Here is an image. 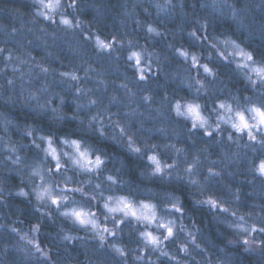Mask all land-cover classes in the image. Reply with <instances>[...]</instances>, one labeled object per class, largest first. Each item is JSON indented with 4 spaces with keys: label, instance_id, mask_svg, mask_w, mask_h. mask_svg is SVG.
Masks as SVG:
<instances>
[{
    "label": "clouds",
    "instance_id": "1",
    "mask_svg": "<svg viewBox=\"0 0 264 264\" xmlns=\"http://www.w3.org/2000/svg\"><path fill=\"white\" fill-rule=\"evenodd\" d=\"M0 9V264H264V0Z\"/></svg>",
    "mask_w": 264,
    "mask_h": 264
},
{
    "label": "trees",
    "instance_id": "2",
    "mask_svg": "<svg viewBox=\"0 0 264 264\" xmlns=\"http://www.w3.org/2000/svg\"><path fill=\"white\" fill-rule=\"evenodd\" d=\"M3 2L4 3H6V4H9V5H11V4H15V3H18L19 2V0H3ZM9 15V13H8V11L6 10V9H0V16H8ZM256 39H259V37H256ZM134 163V161H132L130 158H129V165H131V164H133ZM134 171V170H133Z\"/></svg>",
    "mask_w": 264,
    "mask_h": 264
},
{
    "label": "snow or ice",
    "instance_id": "3",
    "mask_svg": "<svg viewBox=\"0 0 264 264\" xmlns=\"http://www.w3.org/2000/svg\"><path fill=\"white\" fill-rule=\"evenodd\" d=\"M262 172H264V164L261 165V169Z\"/></svg>",
    "mask_w": 264,
    "mask_h": 264
}]
</instances>
